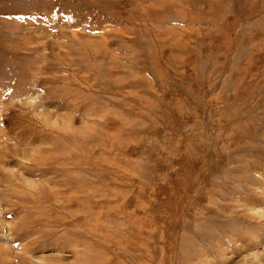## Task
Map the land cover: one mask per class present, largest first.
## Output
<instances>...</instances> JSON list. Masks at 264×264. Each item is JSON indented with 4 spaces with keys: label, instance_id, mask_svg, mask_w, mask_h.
Listing matches in <instances>:
<instances>
[{
    "label": "rangeland",
    "instance_id": "1",
    "mask_svg": "<svg viewBox=\"0 0 264 264\" xmlns=\"http://www.w3.org/2000/svg\"><path fill=\"white\" fill-rule=\"evenodd\" d=\"M0 264H264V0H0Z\"/></svg>",
    "mask_w": 264,
    "mask_h": 264
}]
</instances>
